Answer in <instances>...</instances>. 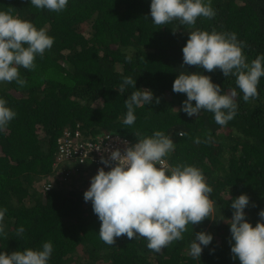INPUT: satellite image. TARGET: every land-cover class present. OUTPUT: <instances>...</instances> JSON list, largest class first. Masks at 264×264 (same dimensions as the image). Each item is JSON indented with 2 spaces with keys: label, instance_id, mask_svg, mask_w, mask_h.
Here are the masks:
<instances>
[{
  "label": "trees",
  "instance_id": "1",
  "mask_svg": "<svg viewBox=\"0 0 264 264\" xmlns=\"http://www.w3.org/2000/svg\"><path fill=\"white\" fill-rule=\"evenodd\" d=\"M150 3L68 0L57 13L36 9L30 0H0V11L45 29L54 39L51 49L36 56L34 70L20 69L24 87L0 82V99L16 113L0 130V210L7 209L0 252L40 250L43 243L51 242L48 264H240L232 259L228 220L231 202L241 194L249 197L244 212L253 227L264 210V76L257 86L258 97L245 102L235 77L225 78L219 69L181 68L182 48L188 32L215 31L235 33L237 41L244 43L248 63L264 55V0H210L214 18L199 17L191 27L178 21L153 24ZM180 71L209 76L221 94L235 88V117L220 126L211 112L201 110L189 117L180 111L187 97L172 91ZM124 77L135 79V85L120 93ZM141 89L151 90L154 100L134 106L136 120L126 126L125 100ZM78 129L82 141L111 134L131 144L155 131L163 132L175 146L163 158L168 168L194 166L212 188L209 199L214 201V211L209 219L188 225L183 239L158 253L149 250L142 237L121 236L114 245L105 244L99 238L100 221L91 202L83 199L89 177L97 173L95 167L85 160L83 165L73 162L54 169L56 140ZM60 168L68 181L60 182ZM47 182L51 188L45 191ZM20 227L24 232L17 235ZM201 231L213 239L201 246L200 259H194L189 248L194 234Z\"/></svg>",
  "mask_w": 264,
  "mask_h": 264
},
{
  "label": "clouds",
  "instance_id": "2",
  "mask_svg": "<svg viewBox=\"0 0 264 264\" xmlns=\"http://www.w3.org/2000/svg\"><path fill=\"white\" fill-rule=\"evenodd\" d=\"M67 3L68 0H30L36 9L57 13L63 11ZM215 15L210 0L207 3L204 0H151L150 3L151 21L157 26L178 21L181 26L191 27L197 18L211 19ZM144 18L147 20V16ZM53 43L54 39L45 29L38 30L31 22L13 16L9 11H0V82H15L24 87L26 80L21 78L20 69L34 70L36 56H43ZM243 47L244 43L237 41L235 33L190 31L182 48L181 68L195 66L207 72L219 69L225 78L235 77L236 88L248 102L258 97L257 86L264 76V55H258L248 63ZM126 60L130 62L131 56ZM134 85L135 79L124 77L119 91L124 93L127 87L134 88ZM172 91L186 95L180 111L189 117L205 110L214 114L216 124L224 126L237 113L236 89L221 94L220 86L207 75L180 71L173 81ZM153 100L151 90L131 92L125 100L127 113L123 124H134V106H145ZM159 102V98H155V103ZM15 116L6 101L0 99V130L5 129ZM196 142H200L199 138ZM174 147L168 136L155 131L152 136L139 138L136 143L126 146L123 154L115 149L107 159L101 157V163L110 170L94 169L97 173L90 179L83 199L91 202L93 213L100 221L99 238L105 244L114 245L116 238L121 236L129 240L142 237L147 241V248L158 253L172 242L183 239L182 233L188 230V225H198L209 219L214 211V201L209 199L213 190L201 170L188 165L158 166ZM110 161L116 162L115 166H110ZM248 205L246 194L233 199L230 205L233 210L228 220L232 259H238L240 264H264V223L261 222L264 221V210L258 213L260 220L253 227L245 219L244 209ZM6 211L0 210V234H4L2 222ZM23 232V227L17 229V235ZM194 235L189 255L200 259L201 246H208L213 237L203 231ZM51 253V242H45L40 250L26 248L11 254L0 252V264H48Z\"/></svg>",
  "mask_w": 264,
  "mask_h": 264
},
{
  "label": "built area",
  "instance_id": "3",
  "mask_svg": "<svg viewBox=\"0 0 264 264\" xmlns=\"http://www.w3.org/2000/svg\"><path fill=\"white\" fill-rule=\"evenodd\" d=\"M82 134L79 133V129L75 130L73 133L66 132L64 135L56 140L55 146L58 152L56 157V163L54 164V169H57L60 164L71 165L73 162L83 165L86 161H89L90 165L95 168H104V170H110L109 166H105L101 163V157L105 159L108 158L110 152L115 149H119L123 154L126 146H131L132 144L117 135L107 134L106 136L98 137L94 140L82 141ZM87 158V159H86ZM114 161H110V166H115ZM168 167L167 162L163 159L162 165ZM57 171L58 178L60 182L68 181L69 177L63 174V171ZM51 188V183L47 182L43 185V189L48 191Z\"/></svg>",
  "mask_w": 264,
  "mask_h": 264
},
{
  "label": "crops",
  "instance_id": "4",
  "mask_svg": "<svg viewBox=\"0 0 264 264\" xmlns=\"http://www.w3.org/2000/svg\"><path fill=\"white\" fill-rule=\"evenodd\" d=\"M93 176H90L89 178L91 179ZM75 179V178H74ZM73 182H74V180H73ZM88 182L90 183V180H88ZM70 187H72V185H70Z\"/></svg>",
  "mask_w": 264,
  "mask_h": 264
},
{
  "label": "rangeland",
  "instance_id": "5",
  "mask_svg": "<svg viewBox=\"0 0 264 264\" xmlns=\"http://www.w3.org/2000/svg\"><path fill=\"white\" fill-rule=\"evenodd\" d=\"M63 187H64V185H63ZM65 188H70V186H65Z\"/></svg>",
  "mask_w": 264,
  "mask_h": 264
}]
</instances>
